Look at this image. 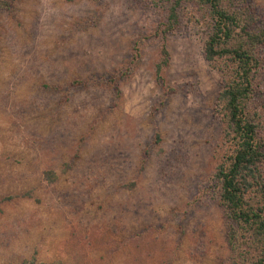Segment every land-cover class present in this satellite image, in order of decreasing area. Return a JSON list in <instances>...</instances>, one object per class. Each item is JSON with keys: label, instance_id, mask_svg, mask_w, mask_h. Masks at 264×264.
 <instances>
[{"label": "rangeland", "instance_id": "rangeland-1", "mask_svg": "<svg viewBox=\"0 0 264 264\" xmlns=\"http://www.w3.org/2000/svg\"><path fill=\"white\" fill-rule=\"evenodd\" d=\"M160 17L148 0L0 9V264H228L206 191L221 76L202 56L201 26L183 15L165 40L164 93L153 74ZM135 40L120 97L69 83L120 65ZM250 102L264 133V64Z\"/></svg>", "mask_w": 264, "mask_h": 264}, {"label": "trees", "instance_id": "trees-1", "mask_svg": "<svg viewBox=\"0 0 264 264\" xmlns=\"http://www.w3.org/2000/svg\"><path fill=\"white\" fill-rule=\"evenodd\" d=\"M161 17L153 31L157 57L154 81L171 91L163 71L169 61L166 36L180 18L199 24L204 60L220 73L215 106L222 122L220 151L207 192L221 209L228 264H264V133L259 109L251 104L257 75L264 64V9L257 0H148ZM12 0H0L10 9ZM137 40L125 60L107 73L90 74L69 83H104L120 97L119 82L132 73L138 58ZM52 181L56 175L44 170ZM34 258L2 264H33Z\"/></svg>", "mask_w": 264, "mask_h": 264}]
</instances>
